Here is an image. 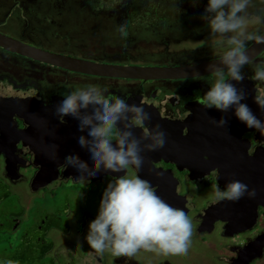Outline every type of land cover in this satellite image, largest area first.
Wrapping results in <instances>:
<instances>
[{
  "label": "flooded vegetation",
  "instance_id": "1",
  "mask_svg": "<svg viewBox=\"0 0 264 264\" xmlns=\"http://www.w3.org/2000/svg\"><path fill=\"white\" fill-rule=\"evenodd\" d=\"M137 1L0 0V33L40 49L108 65L176 67L218 60V56L203 57L183 60L176 65H160L157 61L167 54L157 59L152 52L140 55L134 52L132 48L142 41L147 31H159L152 23L162 21L164 9L176 10L186 18L206 23L202 16L207 0H198L195 6L193 0ZM121 25L126 36L118 31ZM253 43H248L247 48ZM0 59V201L10 198L13 188L22 183L30 184L34 193L71 183L76 191L81 189L86 198L92 197L98 194L96 188L106 189L114 176L124 175L123 172L100 171L94 176L96 179H67L62 174L68 167L64 163L59 168L58 180H52L47 186L40 185L37 190L32 187L40 169L34 163L36 154L42 150L51 155L67 151L76 153L78 137L86 135L78 130V121L72 117H65L64 122L59 120L57 105L67 92L77 87L99 85L107 96H121L129 104L142 105L150 117L146 126L152 129L158 124L165 133L163 148L141 153L144 164L140 171L144 174L140 178L148 180L168 204L187 214L193 225L192 237L205 242L213 235L223 237L222 249L230 253L224 252L223 258H217L228 264H255L264 260V250L261 257L255 258L259 246L253 247L257 238L264 234V135L240 122L234 109L221 112L205 109L199 104L215 77L205 74L182 79L144 80L96 76L67 70L1 46ZM250 61L242 70L243 82L232 83L246 93L247 98L242 103L264 121V112L254 103L255 96L264 95V82L253 79L255 66L264 63V49ZM10 65L22 66L18 75L13 76L8 71ZM39 74L41 76L37 78L35 75ZM75 77L88 79L76 83ZM14 99L19 102L15 107L11 103ZM221 118L226 121L223 127L212 122ZM132 131L139 138L144 130ZM61 143L67 148H62ZM144 143L148 141H143L141 147ZM37 144L42 148H37ZM27 170L29 174H26ZM233 171H253L251 178L255 180L251 181L260 182L255 197L245 195L236 202L216 198V189H224L231 180L249 184L242 175L231 176ZM15 174L18 178L11 177ZM127 174L139 175L131 168ZM259 174L262 179L258 180ZM206 191L209 196L199 208L191 193L202 197ZM237 202H241L238 214L245 215L244 220L258 215L252 228L235 229L234 222L226 216L232 214L228 213L226 204L235 206ZM70 204L64 205L66 209ZM99 205L100 202L90 201L81 211H66L64 215L68 218L65 220L61 216L44 215L32 230L25 226L29 220L25 211L10 213L0 209V264H82L83 259L88 264H143L139 251L131 258L112 256L107 251L101 255L87 242L57 240L54 236L55 232H60L69 238L77 233L86 241L89 224L96 218ZM247 223L240 221L238 224L246 226ZM228 225L232 230L229 235ZM243 235L246 239L236 245V238ZM178 256L157 252V262L177 264Z\"/></svg>",
  "mask_w": 264,
  "mask_h": 264
},
{
  "label": "clouds",
  "instance_id": "2",
  "mask_svg": "<svg viewBox=\"0 0 264 264\" xmlns=\"http://www.w3.org/2000/svg\"><path fill=\"white\" fill-rule=\"evenodd\" d=\"M194 6L198 0H193ZM253 0H207L202 16L209 35L223 43L216 49L218 61L210 63L207 71L215 77L199 104L205 109L227 112L234 109L235 117L246 127L264 135V121L258 119L242 101L247 96L236 84L245 79L243 68L251 63L247 42L264 44L259 29L248 30L247 10ZM178 11L180 9L178 8ZM127 35L124 26H118ZM253 79L264 82V63L254 68ZM254 103L264 112V95L254 97ZM89 109H91L89 111ZM61 122L65 117L78 121V130L86 135L78 137V144L90 154L91 168L79 155H68L64 163L81 173L80 180L94 177L100 171L121 173L108 183L96 218L90 222L85 237L89 247L98 254L110 252L116 257H134L140 250L156 251L165 255L185 254L193 234L192 221L187 214L172 207L157 194L148 180L138 174L128 175L131 168L139 173L144 164L142 152H153L164 147L165 133L160 125L149 129V114L142 105L129 104L121 96H107L99 85L88 84L67 92L56 107ZM218 127L226 121L213 120ZM143 129L137 138L132 129ZM148 141V143L142 142ZM249 191L238 180L229 181L224 189L215 191L218 200L239 201ZM11 264V262H9Z\"/></svg>",
  "mask_w": 264,
  "mask_h": 264
},
{
  "label": "rangeland",
  "instance_id": "3",
  "mask_svg": "<svg viewBox=\"0 0 264 264\" xmlns=\"http://www.w3.org/2000/svg\"><path fill=\"white\" fill-rule=\"evenodd\" d=\"M136 2L138 1L136 0ZM162 15L163 17L160 18L162 21L152 23V25L157 27L159 31H147V33L144 34L142 41L132 48L134 52H137L139 55L141 53L152 52L155 53L157 59L160 55L167 54L166 57L161 59V61H157L160 65H176L187 59H201L203 57L210 58L217 56L216 49L223 43V41L218 37L209 35V29L207 28L206 23L186 18L176 10L169 8L164 9ZM247 21L249 31H256L255 29L257 27L261 28L259 30L260 33L264 30V0L253 1L252 5L247 10ZM250 42L251 41L247 42V44ZM3 54L4 53L1 55ZM5 66H7V64ZM21 67L22 66L18 65H10L8 71L14 74L13 76H16L18 75L17 71L20 70ZM50 70L64 73L59 70ZM35 76L38 78L41 74ZM39 79L42 78L40 77ZM84 79L88 78L86 77ZM84 79L81 77H75V82L83 83L85 82ZM1 169L2 164L0 163V172ZM29 172L30 171L27 170L26 174H29ZM1 179L2 178H0V180ZM96 190V192H98L97 195L92 197L87 196L86 198L81 189L76 191L75 186L71 183H66L62 187L43 189L38 193L31 191L30 184L22 183L13 188L10 198L5 201L3 199L0 201V209H5L6 212L10 213H21L22 211H25L26 216H28L29 219L25 226L32 230L35 226L40 224L44 215L50 214L55 218L61 216V218L65 220L68 217L64 215V212H78L86 208L90 201L100 202L103 196L101 194L105 191V187L101 186L99 189L96 188ZM208 193L209 192L206 191L202 197L201 195L196 196V193H191L193 200L196 199V202L199 203V208L201 207L202 202H204L207 196H209ZM66 199H68V201H66ZM69 202H71V204L68 206V209H66L64 205ZM70 221L72 223V220ZM21 232L22 231L20 230V233ZM54 236L57 240L68 239L76 243H86V241L79 238L77 233H73L69 238L67 236L65 237L60 232H55ZM245 239L246 237L244 235L242 237H237L235 240L236 245L242 243ZM223 240V237L216 235L211 236V239L208 242L199 240L196 237H191L187 252L176 257L177 264H228L219 260L220 258H217H223L225 253H230L229 250L222 249V243L225 242ZM108 253L112 255L110 252ZM138 254L143 264H159L157 262L156 251L140 250ZM82 264L88 263L83 259ZM255 264H264V260Z\"/></svg>",
  "mask_w": 264,
  "mask_h": 264
},
{
  "label": "water",
  "instance_id": "4",
  "mask_svg": "<svg viewBox=\"0 0 264 264\" xmlns=\"http://www.w3.org/2000/svg\"><path fill=\"white\" fill-rule=\"evenodd\" d=\"M0 46L5 48L8 51H12L15 53H19L25 56H29L39 61H43L48 64L56 65L61 68L80 72L84 74L96 75V76H107V77H127L131 79H144V80H156V79H182L189 76H199L210 74L207 71L208 65L210 63H216L218 60L203 62L202 64H194L189 66H166V67H138V66H121V65H108V64H101L95 61L83 60L78 59L66 55H61L58 53H54L48 50L40 49L29 45L27 43L21 42L13 37L0 33ZM264 49V44H257L253 43L252 46L247 48V54L249 55L250 60L255 58L262 50ZM13 107L17 105L15 99L11 102ZM78 124V122H77ZM63 137V135H62ZM62 144V143H61ZM37 148H42L38 144L36 145ZM66 147L65 144H62V148ZM67 148V147H66ZM89 154V153H88ZM87 152L81 148L79 145L77 146L76 153H65L63 152L60 155H51L47 151L42 150L40 154H36L34 156L35 165L39 166V172L35 175L33 180V189L37 190L40 185L47 186L52 180H58L60 177L59 168L63 166L65 157L68 155H79L81 160L88 163L89 167L91 168V160L89 159V155ZM7 156V154H6ZM9 164V161H8ZM8 170L10 171L11 168L8 166ZM63 177L67 179H80L81 173L77 171L75 168L68 166L66 170L62 172ZM144 172L139 171L140 177H142ZM253 171H233L231 176H239L242 175L244 178L249 182L246 183L242 181V183L246 184L249 191L256 190L260 182H254L251 180H255L252 177ZM96 176V175H95ZM11 177L18 178V175H11ZM95 178L96 177H86V179ZM13 179V178H11ZM262 179V176L258 175V180ZM264 181V177H263ZM174 194L176 191H173ZM226 204V203H225ZM241 206V202L236 205L226 204V208L228 209V213H232L231 215H226L228 219L234 222L233 228L239 230H247L254 226L257 216H251L250 219L244 220L245 215H239L238 210ZM247 216V215H246ZM240 221L248 222L246 226H241L238 223ZM231 228L228 225L227 234L229 235L231 232ZM253 247L259 246V252L255 255L257 257H261L263 255L264 250V234L259 236L256 242L253 244ZM250 246H248L249 248ZM247 248H244L246 250Z\"/></svg>",
  "mask_w": 264,
  "mask_h": 264
}]
</instances>
